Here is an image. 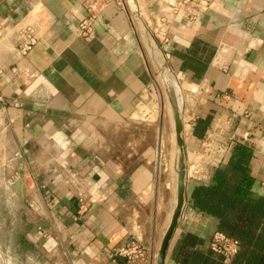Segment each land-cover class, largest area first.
<instances>
[{
	"label": "crops",
	"instance_id": "obj_1",
	"mask_svg": "<svg viewBox=\"0 0 264 264\" xmlns=\"http://www.w3.org/2000/svg\"><path fill=\"white\" fill-rule=\"evenodd\" d=\"M84 1L0 0V204H12L0 207V264L14 261V235L34 264H126L110 253L127 240L147 248L137 264H156L176 204L173 164L161 159L163 76L183 91L188 175L205 146L210 160L240 143L264 182V0H205L206 12L183 0H126L97 15L90 41L78 35ZM174 4L159 46L148 19ZM28 27L37 42L22 55ZM188 180L166 264H180L174 251L186 233L208 252L216 231L189 197L211 179Z\"/></svg>",
	"mask_w": 264,
	"mask_h": 264
},
{
	"label": "trees",
	"instance_id": "obj_2",
	"mask_svg": "<svg viewBox=\"0 0 264 264\" xmlns=\"http://www.w3.org/2000/svg\"><path fill=\"white\" fill-rule=\"evenodd\" d=\"M254 153L232 143L209 184L192 187L193 206L216 223V232L240 242L232 264H264V189L252 174ZM174 251L180 264H224L221 256L196 247L202 239L186 233Z\"/></svg>",
	"mask_w": 264,
	"mask_h": 264
},
{
	"label": "built area",
	"instance_id": "obj_3",
	"mask_svg": "<svg viewBox=\"0 0 264 264\" xmlns=\"http://www.w3.org/2000/svg\"><path fill=\"white\" fill-rule=\"evenodd\" d=\"M153 2L159 5L160 0H153ZM125 3L126 0H85L83 4L87 15L79 19L78 35L86 41L92 40L95 35L94 22L97 15L112 4L124 7ZM182 5H192L196 8V11L199 12H206L210 7L205 0H183ZM179 6V4L168 6L159 20L153 21L152 23L149 22L152 36L159 46L169 42V28L172 15L178 12ZM191 18L196 19L197 15L191 14ZM21 40L18 49L19 52L24 55L37 42L35 29L32 27L26 28L22 33ZM208 148L207 146L206 155L204 157L208 155ZM221 157H225L223 153L219 155V159ZM262 188L264 189V182L262 183ZM79 212L82 215L88 212V204L82 196H79ZM209 248L212 252L223 258L224 264H232L234 257L240 250V242L230 238L224 233L216 232L209 244ZM146 256L147 248L138 240H127L110 253V257L113 260H123L126 264H137L140 261H145Z\"/></svg>",
	"mask_w": 264,
	"mask_h": 264
},
{
	"label": "rangeland",
	"instance_id": "obj_4",
	"mask_svg": "<svg viewBox=\"0 0 264 264\" xmlns=\"http://www.w3.org/2000/svg\"><path fill=\"white\" fill-rule=\"evenodd\" d=\"M148 22L152 23L153 21H150V19H148ZM154 58L156 59L157 57ZM168 86L169 89L166 88ZM162 93H163L164 107H165L164 114L167 118L168 126L164 128L165 138L163 139V152L161 159L164 162V164H169V166L170 164H173V175L176 179L179 148L176 143V135H175L174 107L178 108L181 116V112L184 105L182 100L183 91L181 90V88L179 87L177 88V86L174 85L170 77L163 76ZM183 129H184V125H183ZM206 149L207 146H205V148L202 149V151L197 153L194 156L193 162L191 163L194 164V166H196L191 169L189 174L190 180L192 182L193 181L199 183L208 182L211 179V171L216 167V165L219 162V154L214 158H210V160L206 159L207 157H204L206 155ZM220 155H222V153ZM169 173L170 171L167 174ZM0 207L2 208V210L8 211L12 207V204H0ZM16 207H18V204L14 203V209H16ZM20 226L23 225L20 224ZM8 239L9 236L7 237V240ZM14 239H15L14 261L12 260L13 259L12 256L8 255L6 256V258L4 257V260H7V262L6 263L4 262V264H34V262H32L29 258L26 257L25 252L28 249V247L24 242L25 241L24 238H21V235L20 236L14 235ZM18 247H20L21 250ZM35 264H40V260L39 261L36 260Z\"/></svg>",
	"mask_w": 264,
	"mask_h": 264
},
{
	"label": "water",
	"instance_id": "obj_5",
	"mask_svg": "<svg viewBox=\"0 0 264 264\" xmlns=\"http://www.w3.org/2000/svg\"><path fill=\"white\" fill-rule=\"evenodd\" d=\"M174 123L176 143L179 148V158L177 164L176 178V204L169 223V226L163 236L156 264H166L170 245L175 237V234L182 223L184 212L187 207V190L189 187L186 152L183 137V122L178 108L174 107ZM22 181H18L17 189L21 191Z\"/></svg>",
	"mask_w": 264,
	"mask_h": 264
},
{
	"label": "bare ground",
	"instance_id": "obj_6",
	"mask_svg": "<svg viewBox=\"0 0 264 264\" xmlns=\"http://www.w3.org/2000/svg\"><path fill=\"white\" fill-rule=\"evenodd\" d=\"M189 176V175H188Z\"/></svg>",
	"mask_w": 264,
	"mask_h": 264
}]
</instances>
